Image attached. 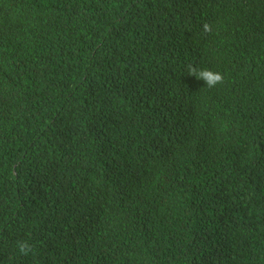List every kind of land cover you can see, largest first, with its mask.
Returning a JSON list of instances; mask_svg holds the SVG:
<instances>
[{
  "label": "trees",
  "instance_id": "trees-1",
  "mask_svg": "<svg viewBox=\"0 0 264 264\" xmlns=\"http://www.w3.org/2000/svg\"><path fill=\"white\" fill-rule=\"evenodd\" d=\"M217 9L0 0V264H264V0H247L243 23L200 62L189 46L204 23L220 25ZM188 64L223 84L207 88ZM169 115L227 121L247 146L215 141L220 159L192 171L195 200L191 158L144 189L112 187L153 158L148 142ZM175 166L186 214L164 228L156 198ZM21 238L32 255L16 251Z\"/></svg>",
  "mask_w": 264,
  "mask_h": 264
},
{
  "label": "clouds",
  "instance_id": "clouds-1",
  "mask_svg": "<svg viewBox=\"0 0 264 264\" xmlns=\"http://www.w3.org/2000/svg\"><path fill=\"white\" fill-rule=\"evenodd\" d=\"M246 3L247 0H218L215 17L219 20L220 25L212 29L211 24L204 23L202 30L209 34L194 41L189 46L200 62H204L206 55L210 53L208 50L209 45H221L222 35L234 30L243 23ZM186 68L188 74L201 79L209 89L215 88L224 82V75L218 70L199 67L195 64H188ZM193 102V100H188L190 105ZM216 140L234 146L244 145L240 138L239 129L233 124L229 125L227 121L215 122L211 117H202L197 121H191L173 119L169 115L168 119L156 126L154 136L148 142L147 148L152 153L153 158L147 155L140 157L137 167L132 171L126 169L125 173L122 174V179L114 182L111 186L115 187L116 184L122 182L127 189H144L151 185L155 179L161 177L160 172L163 166L176 165L182 160L191 158L193 166L186 169L185 176L190 190L194 192L191 198L195 200L200 195L201 189L197 186L192 171L219 157L220 152L215 144ZM202 141L208 142L203 143L202 147ZM123 143L120 145L121 148ZM131 153L132 151H129L128 155ZM238 157L235 156L234 158ZM116 163L119 164L117 161ZM176 166L168 183L156 198L160 205H163L164 228L165 216L171 215L177 221L186 214V204L178 188ZM106 175L107 179L111 178L108 170ZM15 249L19 255L27 257L35 252V245L30 239L21 238L15 241ZM241 251L242 248L236 250V252Z\"/></svg>",
  "mask_w": 264,
  "mask_h": 264
}]
</instances>
